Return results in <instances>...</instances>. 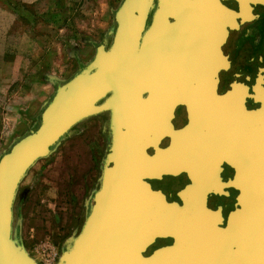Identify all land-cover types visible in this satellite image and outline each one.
Wrapping results in <instances>:
<instances>
[{
    "label": "water",
    "instance_id": "95a60500",
    "mask_svg": "<svg viewBox=\"0 0 264 264\" xmlns=\"http://www.w3.org/2000/svg\"><path fill=\"white\" fill-rule=\"evenodd\" d=\"M229 12L219 0H121L110 43L97 44L87 63L55 83L35 127L0 157V264H36L12 239L23 177L74 126L106 111L100 188L57 264H264V105L249 110L241 90L217 92ZM179 105L189 123L176 130ZM165 136L170 143L161 147ZM224 154L236 168L228 185L239 191L226 220L220 206L206 204L221 185L194 184L179 204L146 181L188 169L193 155L220 161ZM158 237L173 243L144 255Z\"/></svg>",
    "mask_w": 264,
    "mask_h": 264
},
{
    "label": "rangeland",
    "instance_id": "374dc122",
    "mask_svg": "<svg viewBox=\"0 0 264 264\" xmlns=\"http://www.w3.org/2000/svg\"><path fill=\"white\" fill-rule=\"evenodd\" d=\"M120 2L0 0V157L35 127L42 102L54 91L50 79L66 80L97 44L110 43ZM109 135L101 116L78 123L20 182L12 239L36 264H57L71 248L76 216L90 200L92 162L99 168Z\"/></svg>",
    "mask_w": 264,
    "mask_h": 264
},
{
    "label": "flooded vegetation",
    "instance_id": "af4514ba",
    "mask_svg": "<svg viewBox=\"0 0 264 264\" xmlns=\"http://www.w3.org/2000/svg\"><path fill=\"white\" fill-rule=\"evenodd\" d=\"M230 9L225 19L227 36L219 44V50L224 57L225 65L218 71L217 92L225 94L233 89L243 92L244 103L247 109L257 110L264 105V0H219ZM205 38L210 36H203ZM216 38V37H215ZM172 48V44H170ZM178 57L183 56L184 49L176 47L171 49ZM109 112H102L98 116L109 120ZM174 129H182L189 123L184 106H177L171 120ZM170 137L161 139L160 146L166 147ZM109 144L101 151V158L92 162L90 178V200L84 203V208L76 216L75 228L77 235L82 231L83 225L90 212L95 192L100 188L103 162ZM99 169V171H98ZM236 168L229 162L226 155L220 161L204 159L201 155H193L188 162V169L176 174H163L159 178H147L153 190L161 191L167 201L182 204L179 193L184 189H191L196 184H218L221 191L211 189L206 198V204L211 209L221 207V213L226 220L227 214L233 209L238 189L228 183L235 179ZM168 181L169 185H164ZM91 201V203H90ZM170 237H158L150 244L144 255H150L161 247L170 245Z\"/></svg>",
    "mask_w": 264,
    "mask_h": 264
},
{
    "label": "crops",
    "instance_id": "0c3cea01",
    "mask_svg": "<svg viewBox=\"0 0 264 264\" xmlns=\"http://www.w3.org/2000/svg\"><path fill=\"white\" fill-rule=\"evenodd\" d=\"M95 47H96V46H95ZM94 53H95V50H94ZM93 55H94V54H93ZM50 80H51V82L53 83L54 91H55V83H56V82H59L60 80H58V79H56V78H51ZM54 91H53V93L51 94V96L54 94ZM51 96H50V98H51ZM50 98H49V99H50ZM49 99H47L45 102H44V101L42 102V104H41V108H40V110L38 111V113H37V115H36L37 118H38V116H39L41 110L43 109V107L45 106V104L48 102ZM37 106H38V105H37ZM36 109H37V108H36ZM35 112H36V110H35ZM35 112H34V113H35ZM34 113L32 112V116L30 115V117H31L32 120H33V115H34ZM25 133H26V132H25ZM25 133H24V134H25Z\"/></svg>",
    "mask_w": 264,
    "mask_h": 264
}]
</instances>
